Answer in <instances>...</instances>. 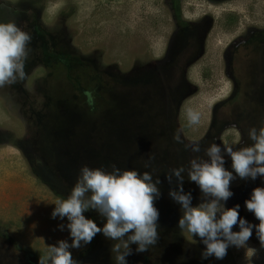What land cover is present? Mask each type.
Here are the masks:
<instances>
[{
    "label": "rangeland",
    "instance_id": "rangeland-1",
    "mask_svg": "<svg viewBox=\"0 0 264 264\" xmlns=\"http://www.w3.org/2000/svg\"><path fill=\"white\" fill-rule=\"evenodd\" d=\"M152 2L156 4L154 0H0V23H15L32 37L25 78L0 88V264H39L49 245L59 240L71 243L67 217L51 215L54 202L68 197L82 165L111 171L113 164L141 174L149 171L153 182L156 176L161 181L157 185L161 195L154 202L159 239L145 252L130 244L127 264H264L255 228L246 247L229 246L223 259H202L206 246L178 227L181 206L169 196L170 188L178 190L176 178L169 184L165 174L180 165L187 168L191 158L210 161L203 149L212 143L233 142L239 149L252 142L246 136L240 143V134L233 131H227L230 137L220 135L217 142L216 125L234 116H213L218 104L212 101L226 88L204 84L199 64L189 70L190 83L180 100L154 93L153 72L138 63V58L153 54L145 55L150 49L159 53L166 40L165 24L151 29L156 13ZM157 2L159 16L167 17L163 0ZM43 48L50 54L46 59ZM54 55L69 62L66 65L62 59L60 64ZM210 74L227 81L221 72ZM86 88L98 94L90 105L83 94ZM189 108L199 112V124H188ZM176 133L183 143L174 139ZM193 141H199V153L185 149L184 144ZM228 158L225 154L224 167L236 176ZM182 175L193 207L211 199L203 197L187 172ZM257 182L258 178L236 176L230 183L233 195L221 201L224 208L238 204L239 216L252 225L259 220L247 210L245 200L253 188L264 187V179ZM82 214L98 227L106 223L95 210ZM60 225H65L63 231ZM235 227L232 230L239 231V225ZM115 242L98 233L91 243L69 251L78 264H115L110 251ZM246 248L257 250L251 261Z\"/></svg>",
    "mask_w": 264,
    "mask_h": 264
},
{
    "label": "clouds",
    "instance_id": "clouds-1",
    "mask_svg": "<svg viewBox=\"0 0 264 264\" xmlns=\"http://www.w3.org/2000/svg\"><path fill=\"white\" fill-rule=\"evenodd\" d=\"M31 39L15 23H0V88L25 78V62ZM186 116L189 125L199 124V112L189 108ZM248 137L252 144L239 149L212 143L203 149L210 161L200 157L191 158L187 168L180 165L165 174L169 184L173 183V177L176 178L178 190L170 188L169 196L181 206L183 214L178 220V227L192 237H199L206 246L201 252L202 259L213 256L223 259L229 246L246 247L253 228L260 248L264 249V187L253 188L250 199L245 200L247 210L259 220L258 225H252L239 216L238 204L224 208L221 203L233 195L230 183L236 176L242 180L264 177V124L258 129L249 128ZM174 139L183 143L179 133L174 134ZM184 147L194 153L201 151L199 141L184 144ZM225 154L230 156L236 176L224 167ZM185 172L198 185L203 197L211 199L192 206L191 193L184 192L182 186V174ZM160 183L158 176L153 182V175L149 171L141 174L135 169L121 170L115 164L111 165V171L82 165L70 194L66 199L56 200L51 213L53 218L67 217L69 222L66 227L71 243L59 240L49 245L46 254L40 256L39 264H78L69 249H79L82 244L91 243L98 233L116 241L110 249L115 264H127L126 257L132 254L130 244L137 245V252L148 251L159 239V212L154 202L161 195L157 187ZM88 192H91L90 196L86 195ZM89 209L106 217L102 228L82 214ZM235 225H239V231L232 230ZM64 227L59 226L61 231ZM246 249L251 261L257 250Z\"/></svg>",
    "mask_w": 264,
    "mask_h": 264
},
{
    "label": "flooded vegetation",
    "instance_id": "flooded-vegetation-1",
    "mask_svg": "<svg viewBox=\"0 0 264 264\" xmlns=\"http://www.w3.org/2000/svg\"><path fill=\"white\" fill-rule=\"evenodd\" d=\"M154 1L156 4L152 2V7L156 13L150 22L151 29L156 31L158 24H165L166 40L159 53L148 48L145 55L153 54L138 58L143 69L150 68L153 72L154 93L161 97L162 94L171 95V98L177 96L178 100L185 92L186 83H190L189 70L199 64L201 71L203 67L204 84L214 89L226 88L212 101L218 104L213 107V116H234L216 125L220 128L217 142L220 135L233 131L240 134L241 143L248 136L249 128L258 129L264 124V0H163L167 17H163L164 13L159 16L158 2ZM19 18L24 17L20 15ZM48 56L50 54L46 53L45 59ZM54 56L60 64L66 59ZM71 59L76 57L73 55ZM65 62L67 65L69 60ZM94 66L92 64V71ZM213 72H221L227 81L210 74ZM174 83L179 84L175 86ZM85 90L83 94L90 105L98 94L94 88ZM216 120L220 123L219 118ZM251 144L248 142V146ZM237 145L230 144L233 148ZM257 178V183L262 184L264 177Z\"/></svg>",
    "mask_w": 264,
    "mask_h": 264
}]
</instances>
